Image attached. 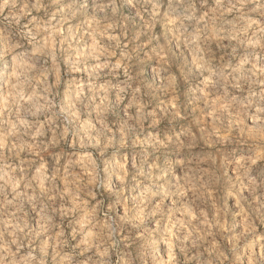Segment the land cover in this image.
Listing matches in <instances>:
<instances>
[{"label":"clouds","instance_id":"9594fccd","mask_svg":"<svg viewBox=\"0 0 264 264\" xmlns=\"http://www.w3.org/2000/svg\"><path fill=\"white\" fill-rule=\"evenodd\" d=\"M0 264H264V0H0Z\"/></svg>","mask_w":264,"mask_h":264}]
</instances>
